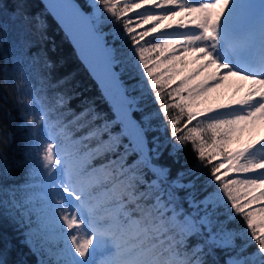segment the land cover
Wrapping results in <instances>:
<instances>
[{"label": "snow or ice", "instance_id": "snow-or-ice-1", "mask_svg": "<svg viewBox=\"0 0 264 264\" xmlns=\"http://www.w3.org/2000/svg\"><path fill=\"white\" fill-rule=\"evenodd\" d=\"M45 14L107 111L57 76L39 42ZM0 51L28 133L9 161L14 137L0 123V218L20 236L0 232V264H264V136L241 143L264 123V0H48L40 12L0 0ZM189 53L202 63L177 81ZM231 77L248 92L213 108L208 93Z\"/></svg>", "mask_w": 264, "mask_h": 264}, {"label": "trees", "instance_id": "trees-1", "mask_svg": "<svg viewBox=\"0 0 264 264\" xmlns=\"http://www.w3.org/2000/svg\"><path fill=\"white\" fill-rule=\"evenodd\" d=\"M83 4L84 0H79ZM44 3L42 0H30V6L32 11H43ZM10 15V13L6 14ZM46 15V37L44 40H40V44L49 50V55L56 61L57 76L70 74L71 85L73 90L79 91L84 97L94 98L96 105L100 110L107 111V105L101 96V89L98 87L96 81L90 75V71L84 62L79 57L76 49L74 48L71 39L66 36L65 31L55 19L52 14ZM30 39L36 40L35 35H30ZM117 45H123V50L126 54H129L130 62L134 60V56L131 55L133 50L131 49L130 42L121 37L116 41ZM5 49L7 45L4 46ZM5 52L0 51V58L4 57ZM3 60L0 59V63ZM134 73L141 72L137 67L133 68ZM142 74V73H141ZM137 79L141 76L137 75ZM36 88H40L41 85L38 82H34ZM15 100V85L11 80L7 84L0 81V123L6 125L7 132L11 133L14 137L13 142L5 149L9 161L13 159H19L22 155L26 137L28 135L27 130L22 127V120L20 119V111L14 103ZM148 111H154L157 108L154 98L149 93L144 100ZM10 112V116H6L5 113ZM175 115V113H173ZM219 159V158H218ZM183 160H187L189 166L193 164V156L190 150L182 157ZM166 163H171V160H166ZM180 164L174 165V170L179 168ZM24 179L21 173L15 175V182L19 183ZM11 183V181L4 182ZM0 232L4 234L5 239H20L17 229L13 228L5 219L0 218ZM17 256L26 262L30 261V256L27 253V249L20 246L17 248Z\"/></svg>", "mask_w": 264, "mask_h": 264}, {"label": "rangeland", "instance_id": "rangeland-1", "mask_svg": "<svg viewBox=\"0 0 264 264\" xmlns=\"http://www.w3.org/2000/svg\"><path fill=\"white\" fill-rule=\"evenodd\" d=\"M166 23H167V21H166ZM172 23H173V25H174V27H175V22H172ZM192 56H193V53H189V54H188L187 59H188L189 63H188V65H187V67L185 68V71H184V73L182 74V76L177 77V81H178L179 79L183 78V76H187V75L191 74L192 72H194L193 70H190V67H191V65L193 64V62L191 61V57H192ZM181 67H184V66H181ZM174 86H175V85L173 84V87H174ZM224 89H225V88H224V85H221V86L217 87L215 90H212V91H210V92L208 93V95H209V97L211 98V101H212V103H211V106H212V107H215V106H216L215 102H220V103L225 104V102H226V100H227V95H228V94H227L226 92H224ZM228 92L231 93L232 90L229 89ZM208 106H209L208 104H201V105H200V107H202V108H207ZM194 110H195V109H194ZM256 129L260 130V133H261V134H264V123H260V124H258V125L255 127V129H253V130H251V131H245V132H243V133L241 134V143H246V142H248V141L250 140L251 136L254 135V132L256 131ZM238 146H239V145L234 144V145H233V148H236V147H238ZM219 159H220V158H219ZM229 175H232V174H229ZM18 196H19V194H18Z\"/></svg>", "mask_w": 264, "mask_h": 264}, {"label": "bare ground", "instance_id": "bare-ground-1", "mask_svg": "<svg viewBox=\"0 0 264 264\" xmlns=\"http://www.w3.org/2000/svg\"><path fill=\"white\" fill-rule=\"evenodd\" d=\"M182 2H187V0H182ZM196 54L193 53V56L191 57V61L194 60ZM199 63H202V61H198L196 63H193L190 67V70L195 71L197 67L199 66ZM239 66V65H238ZM213 69H209L208 71H212ZM207 73L202 74L201 76L197 77L195 82H199L200 80L204 79V76ZM224 92H226L227 100L225 102V105L230 104L233 100L240 99L245 96V94L248 92L247 82L242 81L239 77H231L228 81L224 82ZM242 86V87H241ZM231 89L232 92L229 93L228 90ZM215 108V107H213ZM254 135L257 136H264V134L260 133V130L256 129L254 132Z\"/></svg>", "mask_w": 264, "mask_h": 264}, {"label": "water", "instance_id": "water-1", "mask_svg": "<svg viewBox=\"0 0 264 264\" xmlns=\"http://www.w3.org/2000/svg\"><path fill=\"white\" fill-rule=\"evenodd\" d=\"M42 2L44 3V4H46L47 2H48V0H42ZM77 2L78 3H81L79 0H77ZM53 15V14H52ZM54 16V15H53ZM55 17V16H54ZM55 19L58 21V23L60 24V22H59V20L55 17ZM61 25V24H60ZM62 27V26H61ZM64 30V29H63ZM65 31V30H64ZM70 38V37H69ZM71 39V38H70ZM71 41H72V44H73V46H74V48L76 49V51H77V53H78V55H79V57H80V54H79V52H78V49H77V47H76V45L74 44V42H73V40L71 39ZM81 58V57H80ZM82 60V59H81ZM85 64V63H84ZM88 68V67H87Z\"/></svg>", "mask_w": 264, "mask_h": 264}]
</instances>
